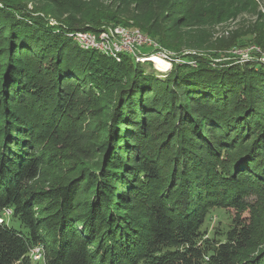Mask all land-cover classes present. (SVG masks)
Segmentation results:
<instances>
[{
  "label": "trees",
  "instance_id": "obj_1",
  "mask_svg": "<svg viewBox=\"0 0 264 264\" xmlns=\"http://www.w3.org/2000/svg\"><path fill=\"white\" fill-rule=\"evenodd\" d=\"M261 4L0 0V264H264V64L230 53L264 48ZM109 23L139 27L183 62L161 73L70 35ZM79 105L97 110L98 142L77 147L93 163L33 189L59 156L44 143L71 144L68 125L83 124ZM216 208L235 216L210 231Z\"/></svg>",
  "mask_w": 264,
  "mask_h": 264
},
{
  "label": "rangeland",
  "instance_id": "obj_2",
  "mask_svg": "<svg viewBox=\"0 0 264 264\" xmlns=\"http://www.w3.org/2000/svg\"><path fill=\"white\" fill-rule=\"evenodd\" d=\"M259 10H261L262 12L264 11V6L261 4L259 7ZM243 16L245 17H250L249 15L243 14ZM50 23H56V21L54 19L50 20ZM107 25H111V26H122L128 29H140L139 27H132V26H125L122 24L119 25H113V24H107ZM236 23L232 22L229 25H216L214 27L213 30H211L209 27H202L201 31L202 33L205 30L206 32H212L214 33V36H221L223 34H227L230 30L236 28ZM190 29H196L197 31L198 28L194 27H188V26H183V30L184 31H190ZM141 30V29H140ZM215 31V32H214ZM96 33L99 32V30L94 31ZM141 32H143L141 30ZM146 36H147V40L144 41L141 45H139V51L143 54V56L148 57L145 60H136V61H141L146 62V61H151L153 62L152 66L154 69H156L157 71L161 72V73H167L171 70L172 66H173V61H177V62H183V60H181V57L179 56L178 52H175L174 50L168 49L165 46H163L161 43H159V41H157L156 39H154L153 37L149 36L148 34H146L145 32H143ZM198 33V32H197ZM200 33V32H199ZM251 46H260L258 44H254V43H248L244 46H238L236 48L233 49V51L230 53H233L236 57L239 58L238 61L240 62H244L245 60L242 59V55L241 52L244 53L245 50L248 49V47ZM261 47V46H260ZM157 49H161L159 50V52H155L157 51ZM98 50V49H95ZM100 52H103L101 50H98ZM241 51V52H240ZM189 51L185 52L188 53ZM104 53V52H103ZM165 53L171 54L172 58L171 61H169L168 59L164 58L162 55H164ZM122 54H127L130 55L131 57H133L132 54L128 53V52H124ZM110 56V55H109ZM113 58H115L117 61H119L116 57L112 56ZM135 58V57H133ZM122 59V56H121ZM136 59V58H135ZM224 59H229V57H226ZM254 59V58H252ZM221 60V59H218ZM250 60V59H248ZM192 63L193 66H195L196 64L194 62H190ZM95 107H88L85 105H79V106H74L70 112H72L73 114H79L80 113V117L82 118V125H68L69 127L72 128V131L74 133V140H72L71 144H60V145H56L53 144V142L51 141H46L44 143V146L46 148L52 149V151H54V153L58 154L59 156L56 159L48 158V160L46 162H44L43 164V168L41 170V174L40 176L32 181L29 185L30 187H32L33 189H43V188H47L50 185H52L55 181L59 180V179H64L65 177H68L72 171L74 169H76V167L79 165V167H81L82 165H88L90 163H93L92 158L90 157L91 154L89 155H83L81 153V151L79 150L78 145L80 144H88L89 142L93 141V142H98L99 140V125H96L98 123V117H97V110L94 109ZM94 109V110H93ZM70 129V128H68ZM71 142V140L69 141V143ZM94 152V151H93ZM55 154V155H56ZM42 157V156H41ZM49 157V156H46ZM56 157V156H55ZM128 193V192H127ZM126 193V194H127ZM129 194V193H128ZM130 198L124 202L126 207L129 208H125L126 211H130L134 212V209L132 208H136L137 210V202H133V198L131 197V195H129ZM48 200L44 201V204H42L43 208H36L38 214H43L46 213L48 211V208L46 206L45 203H48ZM132 204V205H131ZM136 204V205H135ZM130 209V210H129ZM10 213H6L5 217H9ZM235 216V210H228V209H222V208H216V209H212L211 212L208 213L207 218H206V223H205V227H207L210 231L215 230V228H219V227H229L233 221V218ZM17 223L15 222L14 225H16ZM261 247H264V244L261 245ZM41 249L37 248L36 250L31 252V257L33 258L34 261H39L42 259L41 256Z\"/></svg>",
  "mask_w": 264,
  "mask_h": 264
},
{
  "label": "built area",
  "instance_id": "obj_3",
  "mask_svg": "<svg viewBox=\"0 0 264 264\" xmlns=\"http://www.w3.org/2000/svg\"><path fill=\"white\" fill-rule=\"evenodd\" d=\"M70 35L82 48L101 50L110 56L116 57L119 61L124 52L132 54L136 60L148 58H145L139 51V45L147 40V36L140 29L133 30L122 26L106 25L99 29L98 33L77 30ZM261 52V48L258 46L248 47L244 53L241 52L242 59H252L254 58L253 55L260 54ZM162 56L171 61V54L165 53Z\"/></svg>",
  "mask_w": 264,
  "mask_h": 264
},
{
  "label": "water",
  "instance_id": "obj_4",
  "mask_svg": "<svg viewBox=\"0 0 264 264\" xmlns=\"http://www.w3.org/2000/svg\"><path fill=\"white\" fill-rule=\"evenodd\" d=\"M258 47H260V46H258ZM260 48H261V51L262 52L260 54H255L253 56H254V58H256L257 61H260L261 63L264 64V60H263V57H264V48H262V47H260Z\"/></svg>",
  "mask_w": 264,
  "mask_h": 264
}]
</instances>
